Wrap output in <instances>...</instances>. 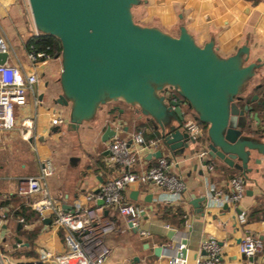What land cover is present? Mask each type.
<instances>
[{
    "label": "crops",
    "instance_id": "0c3cea01",
    "mask_svg": "<svg viewBox=\"0 0 264 264\" xmlns=\"http://www.w3.org/2000/svg\"><path fill=\"white\" fill-rule=\"evenodd\" d=\"M29 7L28 0H0L1 33L7 38L14 54L10 63L20 64L26 72L32 66L27 60L23 42L37 32L35 25L28 21ZM133 15L137 24L158 27L173 36H178L180 27L185 26L200 46L215 42L223 57L232 56L241 47L248 46L250 62L264 63V0H143L140 6L133 9ZM6 22L14 28L18 36L16 40L4 26ZM61 70L58 55L47 65L39 66L37 73L40 81L29 95L28 103L15 109L16 128L0 130V264L7 263L5 257L11 260L22 256L32 259L39 258L43 250L57 254L68 250L65 230L53 225L50 218H41L31 206L32 198L18 194V180L21 177L39 175L43 161L50 159L56 170L48 180L52 198L65 211L68 206L73 210L80 206H93L94 203L89 202L87 196L97 194L96 191H100L103 184L126 171L111 162L110 145L113 138L108 142L102 141L107 126L112 124L122 139H130L138 131H142L146 137L160 139L158 133L148 134L150 126L139 121L135 110L124 103L106 105L93 122L84 123L78 130H70V108L57 104L62 94L60 84L57 90L47 80L55 79L57 71L61 74ZM255 95L259 99L252 106L259 113L261 122L254 121L253 127L262 133L264 67L246 94L249 99ZM56 112L66 115L65 124L52 125V116ZM205 130L207 132V128ZM86 131L89 133L86 134ZM159 149H162L164 158L174 162L173 171L186 182L184 197L175 205H166L160 202L163 191L158 187L142 184L131 186L126 191V199L143 209L148 218L143 217L142 227L149 223V232L143 237L138 230L130 227L125 217L113 210L108 211L117 229L106 239L111 254L105 264H134L136 257L145 264H168L172 258H178V240L186 241L182 246L187 249V264H196L197 258L204 255L203 244L210 239L219 242L220 264H264V248L252 257L253 262L239 249L247 232L264 242V159L261 166H252L253 172L245 179L236 170L220 163L216 166L211 163L212 170L202 164L195 169L199 154L193 158L187 152L186 157L175 159L162 141ZM204 150L202 148L200 152ZM150 155L143 154L133 170L142 172L157 165L159 159L149 158ZM235 176L245 181L243 199L236 205L218 206L211 203V190L215 187L227 192V186ZM134 192H138L136 197L133 196ZM15 198L20 201L17 203L23 201L36 213L33 222L22 223L23 218L8 217L13 207L15 210L18 208ZM203 198L208 200L206 206ZM7 201L13 203L9 207L1 206ZM202 207H205L203 213L199 211ZM178 210L182 211V216L177 214ZM20 224L23 226L20 227ZM16 226L34 234L35 239H30L32 245L26 236L20 237L21 243L16 239ZM171 232L175 233L173 240L168 237ZM12 238L15 241L12 242ZM146 244L149 246L146 247ZM159 246L164 247L160 257L155 255V248ZM23 248L27 252H34L35 256H28Z\"/></svg>",
    "mask_w": 264,
    "mask_h": 264
},
{
    "label": "water",
    "instance_id": "95a60500",
    "mask_svg": "<svg viewBox=\"0 0 264 264\" xmlns=\"http://www.w3.org/2000/svg\"><path fill=\"white\" fill-rule=\"evenodd\" d=\"M28 1L36 31L56 38L62 47V94L57 104L70 108V130L93 122L106 105L124 103L150 126L148 134H159L175 159L186 157L187 152L194 158L205 148L208 156H198L195 169L199 164L220 163L248 179L252 166L263 164L264 131L253 127L254 121L261 122L252 106L259 96L246 100V94L264 63L250 62L248 46L223 57L215 42L200 46L185 26L173 36L158 27L139 25L133 9L142 0ZM8 58L9 54H0V64ZM243 100L245 104H239ZM190 112L207 126L204 140L197 141L184 131ZM117 134L110 124L102 141ZM163 156L159 149L149 158ZM202 200L206 206L208 200ZM98 204L104 206V201ZM203 208H199L202 213ZM65 209L74 212L70 206ZM143 217L148 218L145 213ZM149 228L146 223L141 231L148 233ZM174 236V232L168 235L170 240ZM185 244V240L177 241V257L187 256V249L181 248ZM163 250L156 247L155 255L160 257ZM140 261L136 257L134 264Z\"/></svg>",
    "mask_w": 264,
    "mask_h": 264
},
{
    "label": "built area",
    "instance_id": "2783aa9c",
    "mask_svg": "<svg viewBox=\"0 0 264 264\" xmlns=\"http://www.w3.org/2000/svg\"><path fill=\"white\" fill-rule=\"evenodd\" d=\"M39 36L41 34L36 32L32 38L23 42L27 60L32 66L26 72L20 64L10 63L12 49L0 27V54H9L6 63L0 64V130L16 128L15 109L28 103L29 95L39 83L37 68L47 65L54 58L51 46L39 49L30 42ZM66 121L64 113L56 112L52 116L53 126H61ZM183 129L197 141L201 140L206 131L204 125L191 113L187 115ZM160 145V139L146 137L142 131L136 132L130 139H122L117 134L110 145L111 162L126 171L103 184L98 194L90 193L87 196V200L94 203L93 206H80L74 212H66L50 194L48 180L56 171L52 160L43 161L39 175L21 177L18 180V194L32 198L31 206L41 218H50L53 225L65 230L68 250L63 254L45 251L39 258L32 259L22 256L11 260L5 257L6 264H105L111 254L106 239L117 229L116 222L106 214V210L118 212L132 224L133 229L138 230L143 237L147 236L148 233L141 231L144 211L127 201L126 191L136 184L153 185L163 191L161 203L175 205L182 201L187 190L186 182L173 171L174 162L167 158H160L157 165L146 171L133 170L143 154L158 151ZM207 156L206 150L199 153L201 158ZM209 169L212 170L213 165H209ZM227 189L225 192L214 187L209 196L210 202L218 206L238 204L245 194L244 179L233 177ZM100 200L104 201V206H99ZM202 248L206 255L197 258L196 264H220L221 247L216 239L208 240ZM263 248V240L250 232L244 235L239 246L241 254L246 257H254ZM168 264H187V258L175 257Z\"/></svg>",
    "mask_w": 264,
    "mask_h": 264
},
{
    "label": "trees",
    "instance_id": "16d2710c",
    "mask_svg": "<svg viewBox=\"0 0 264 264\" xmlns=\"http://www.w3.org/2000/svg\"><path fill=\"white\" fill-rule=\"evenodd\" d=\"M30 42L36 44L39 49H43L47 46H51L52 47V54L54 57L57 55L60 56V53L62 51V47H61L60 42L56 38L48 36V35H41L37 38H34ZM203 125L205 128H207V126L205 124H203ZM206 133L207 132L205 131V135L201 138V140L205 139ZM16 199L17 198H15L14 201H16V205L18 208L15 210L14 207L13 208L11 207L12 209H11V212L9 211L8 217L23 218L25 223L26 222H29V223L33 222L36 218V213L31 211L30 208L28 207V205H26V203H24L23 201H22V203H17L20 201L18 199L17 200ZM12 203H13L12 201H7V202H4L1 206H4V207L8 206L9 207V205ZM177 214L180 216L183 215L181 210H178ZM19 226L22 227L23 224H20ZM19 226L15 227L16 235H17L16 239H20L21 236H26L27 239H29V242H30V239H33V240L35 239L34 234H30V233H27V232L19 229L20 228ZM13 241H15L14 238H12V242ZM30 243L32 245V242H30ZM23 250H25V252L27 253L28 256H32L34 254V252H32V253L27 252L26 248H23ZM33 256H35V255H33Z\"/></svg>",
    "mask_w": 264,
    "mask_h": 264
},
{
    "label": "rangeland",
    "instance_id": "374dc122",
    "mask_svg": "<svg viewBox=\"0 0 264 264\" xmlns=\"http://www.w3.org/2000/svg\"><path fill=\"white\" fill-rule=\"evenodd\" d=\"M0 19H1V17H0ZM28 21L30 22V23H32V24H34V21H33V16H32V13H31V9H30V7L28 8ZM28 23V22H27ZM4 26L6 27V28H8V30H9V33H12V35H13V38L16 40L17 38H18V36L16 35V33H15V30H14V28L12 27V26H10L7 22L6 23H4ZM13 56H14V54H13V52H12V54H11V57H10V62H12V59H13ZM58 69V68H57ZM57 73H58V75H57V77L55 78V79H47L48 80V83H50L49 85L51 86V87H56V89L58 90V88H59V78H60V72L59 71H57ZM55 83V84H54ZM88 133H89V131H88ZM87 133V131H86V134H88ZM65 138H66V135L64 136ZM62 143H64V142H62ZM60 146H61V144H60ZM66 241V240H65ZM107 244V243H106ZM63 245H64V243H63ZM108 245V244H107ZM66 248H68L67 247V245H66ZM44 250L43 251H41L39 254H40V256H42L43 254H44Z\"/></svg>",
    "mask_w": 264,
    "mask_h": 264
},
{
    "label": "flooded vegetation",
    "instance_id": "af4514ba",
    "mask_svg": "<svg viewBox=\"0 0 264 264\" xmlns=\"http://www.w3.org/2000/svg\"><path fill=\"white\" fill-rule=\"evenodd\" d=\"M142 3H143V0H142ZM182 27V26H181ZM180 27V28H181ZM179 33H180V30H179ZM179 35V34H178ZM252 99V98H251ZM246 100H250L247 96H246ZM245 100H243V101H241L239 104H245ZM191 113V112H190ZM191 114H193V113H191Z\"/></svg>",
    "mask_w": 264,
    "mask_h": 264
}]
</instances>
